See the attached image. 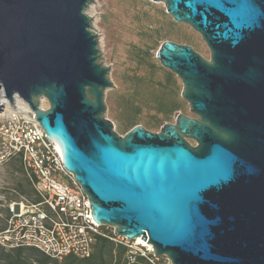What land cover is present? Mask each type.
<instances>
[{
  "label": "water",
  "instance_id": "water-1",
  "mask_svg": "<svg viewBox=\"0 0 264 264\" xmlns=\"http://www.w3.org/2000/svg\"><path fill=\"white\" fill-rule=\"evenodd\" d=\"M91 1L0 0V91L28 104L97 225L171 264H264V0H153L209 58L164 41L156 59L193 116L123 135L106 116Z\"/></svg>",
  "mask_w": 264,
  "mask_h": 264
},
{
  "label": "rangeland",
  "instance_id": "rangeland-1",
  "mask_svg": "<svg viewBox=\"0 0 264 264\" xmlns=\"http://www.w3.org/2000/svg\"><path fill=\"white\" fill-rule=\"evenodd\" d=\"M86 12L91 17L92 31L100 39L99 59L109 67L114 86L106 89L104 102L106 116L118 134L123 135L135 125L157 132L162 124L173 123L178 113L193 116L181 97L180 79L161 66L156 52L168 40L189 45L209 58V50L199 33L174 21L165 12L163 3L153 0H92ZM187 141L194 144L193 140ZM19 195L36 199L21 164L11 159L0 165V228L8 216V205L17 201ZM102 227L104 231H112L111 227ZM113 246L106 244L104 264H112ZM98 247L96 244L94 254ZM21 258L25 264L37 262L36 256L26 250ZM57 264L76 263L62 259Z\"/></svg>",
  "mask_w": 264,
  "mask_h": 264
},
{
  "label": "built area",
  "instance_id": "built-area-1",
  "mask_svg": "<svg viewBox=\"0 0 264 264\" xmlns=\"http://www.w3.org/2000/svg\"><path fill=\"white\" fill-rule=\"evenodd\" d=\"M15 97L10 109L0 103V165L17 158L38 200L19 195L10 202L0 246L32 247L59 261L67 256L84 259L91 256L96 235H103L123 248L118 264H171L166 256L154 255L140 237L129 240L101 233L87 195L64 168L59 149L46 138L28 104ZM40 104L45 108L44 99Z\"/></svg>",
  "mask_w": 264,
  "mask_h": 264
},
{
  "label": "trees",
  "instance_id": "trees-1",
  "mask_svg": "<svg viewBox=\"0 0 264 264\" xmlns=\"http://www.w3.org/2000/svg\"><path fill=\"white\" fill-rule=\"evenodd\" d=\"M11 160V159H10ZM13 160H19L17 158H13ZM20 163V162H19ZM38 198L32 202H36ZM9 212V211H8ZM9 215V213H8ZM6 220V219H5ZM5 225V224H4ZM3 228V227H2ZM1 229V228H0ZM100 231L103 234H106L107 236H112L113 232H107L104 231V227L100 226ZM98 244V251L96 254H94V248L95 245ZM106 244H113V250H112V264H118L123 257V248L121 246L116 245L112 240H110L108 237L103 235H96L95 242L93 245V252L90 257L79 259L73 256H67L64 259L67 262H72L76 264H81L82 261H85L86 264H104V248ZM112 247H109V251H111ZM26 250L30 252L31 254H34L36 256V264H57L56 259L50 258L47 255L43 254L39 250L32 248V247H21V248H15V249H5L2 246H0V264H25L21 258V253ZM110 253V252H109ZM61 261V260H60ZM75 261V262H74ZM65 263V261L63 262Z\"/></svg>",
  "mask_w": 264,
  "mask_h": 264
},
{
  "label": "bare ground",
  "instance_id": "bare-ground-1",
  "mask_svg": "<svg viewBox=\"0 0 264 264\" xmlns=\"http://www.w3.org/2000/svg\"><path fill=\"white\" fill-rule=\"evenodd\" d=\"M93 11V10H92ZM96 35V33H95ZM97 38V37H96ZM98 40V44L100 43V39L97 38ZM19 97V96H18ZM18 97H15V98H18ZM0 103H4L5 104V109H10L11 107V103L9 102V100L5 97V95L3 94L2 91H0Z\"/></svg>",
  "mask_w": 264,
  "mask_h": 264
},
{
  "label": "flooded vegetation",
  "instance_id": "flooded-vegetation-1",
  "mask_svg": "<svg viewBox=\"0 0 264 264\" xmlns=\"http://www.w3.org/2000/svg\"><path fill=\"white\" fill-rule=\"evenodd\" d=\"M191 145H195V143L194 144H191Z\"/></svg>",
  "mask_w": 264,
  "mask_h": 264
}]
</instances>
